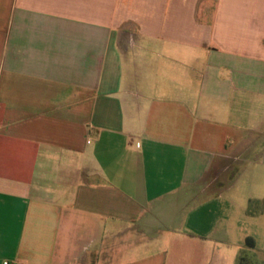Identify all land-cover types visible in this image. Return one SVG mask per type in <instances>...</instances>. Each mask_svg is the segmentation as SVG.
<instances>
[{"label": "crops", "instance_id": "1", "mask_svg": "<svg viewBox=\"0 0 264 264\" xmlns=\"http://www.w3.org/2000/svg\"><path fill=\"white\" fill-rule=\"evenodd\" d=\"M248 239L264 257V0H0V264Z\"/></svg>", "mask_w": 264, "mask_h": 264}, {"label": "rangeland", "instance_id": "2", "mask_svg": "<svg viewBox=\"0 0 264 264\" xmlns=\"http://www.w3.org/2000/svg\"><path fill=\"white\" fill-rule=\"evenodd\" d=\"M252 242L255 243L254 241ZM255 249V246H250L247 241L244 249L233 248L234 253L231 264H264V257L260 253H256ZM211 262L209 263L207 260H201L199 264H211ZM195 264L198 263L195 262Z\"/></svg>", "mask_w": 264, "mask_h": 264}, {"label": "trees", "instance_id": "3", "mask_svg": "<svg viewBox=\"0 0 264 264\" xmlns=\"http://www.w3.org/2000/svg\"><path fill=\"white\" fill-rule=\"evenodd\" d=\"M247 242L250 243V245L252 244V246H253V242L251 239H248Z\"/></svg>", "mask_w": 264, "mask_h": 264}, {"label": "built area", "instance_id": "4", "mask_svg": "<svg viewBox=\"0 0 264 264\" xmlns=\"http://www.w3.org/2000/svg\"><path fill=\"white\" fill-rule=\"evenodd\" d=\"M3 264H11L10 262H8V261H5V262H3Z\"/></svg>", "mask_w": 264, "mask_h": 264}]
</instances>
